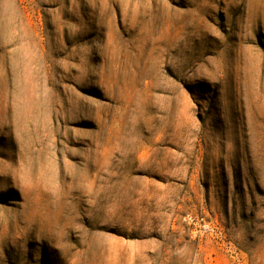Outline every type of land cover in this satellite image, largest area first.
<instances>
[{
	"label": "rangeland",
	"instance_id": "1",
	"mask_svg": "<svg viewBox=\"0 0 264 264\" xmlns=\"http://www.w3.org/2000/svg\"><path fill=\"white\" fill-rule=\"evenodd\" d=\"M0 264H264V0H0Z\"/></svg>",
	"mask_w": 264,
	"mask_h": 264
}]
</instances>
